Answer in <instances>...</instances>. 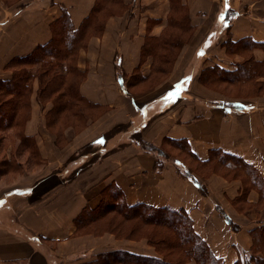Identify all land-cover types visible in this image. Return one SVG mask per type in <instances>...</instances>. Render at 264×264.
Returning <instances> with one entry per match:
<instances>
[{"label": "crops", "instance_id": "crops-1", "mask_svg": "<svg viewBox=\"0 0 264 264\" xmlns=\"http://www.w3.org/2000/svg\"><path fill=\"white\" fill-rule=\"evenodd\" d=\"M138 1L152 7L144 14L157 21L151 33L158 35L166 22L168 0ZM227 1L238 12L229 21L228 32L217 41H201L194 55L179 56L166 81L133 95L125 94L116 78L123 76L124 85L138 67L143 76L148 75L146 65H141L147 18L131 17L128 12L109 17L101 36L90 37L76 58L77 68L84 73L79 94L103 111L77 131L72 126L63 128L60 140L46 124L52 103H32L24 134L34 139L40 160L26 175L13 179L16 186L6 189L5 175L0 176V264H83L100 252L116 249L156 256L145 241L116 240L108 233L75 234L74 218L86 206L97 207L102 192L111 185L121 189L129 205L186 210L195 232L223 264H234L240 254L249 252V232L259 223L255 216L239 214L230 205L242 190L239 181L197 177L206 187V195H201L192 181L178 174L172 157L145 151L132 140L160 147L165 138L186 139L199 160L219 149L243 158L264 178V96L230 99L197 81L206 67L231 71L243 61L241 54L227 51L225 42L251 39L264 44V0ZM94 2L22 0L21 5L7 8L0 0V80L11 77L6 64L13 57L25 56L50 40V24L61 15V7L76 27ZM195 19L190 14L194 27ZM252 56L261 62L263 48L253 47ZM33 85L35 93L36 80ZM226 101L235 103L230 114L222 105ZM99 136L102 144L96 143ZM246 201L257 203L258 193L250 190ZM228 220L239 228L232 230ZM259 220L264 224V218Z\"/></svg>", "mask_w": 264, "mask_h": 264}, {"label": "trees", "instance_id": "trees-1", "mask_svg": "<svg viewBox=\"0 0 264 264\" xmlns=\"http://www.w3.org/2000/svg\"><path fill=\"white\" fill-rule=\"evenodd\" d=\"M168 1V13L175 8L180 11L185 6L181 0ZM125 4H127L125 0H95L89 14L76 27L67 10L61 7V15L50 24V40L25 56L13 57L6 64V69L11 71V77L7 80H0V107H4L0 113V128L1 125L5 126L4 123L2 124L3 120L11 125L12 121L22 116L21 109L26 108L29 100L26 92H31L33 80H37L38 83L37 101L41 105L46 102L52 103V107L46 115V124L51 131L60 134L62 129L68 126H72L77 131L84 127L88 119L98 117L103 109H99L98 105L87 101L78 92V84L82 81L84 73L77 68L76 58L78 51L85 47L88 38H90L84 39V36L96 28L98 25L96 23L100 21L99 18L104 16L98 27L100 32L95 35L96 37L101 36L106 20L111 16L120 15L121 8H124ZM237 13L229 8L226 9L228 17H233ZM150 20L154 21V18ZM169 21L170 16L167 14L164 27L169 25ZM155 22L157 21L155 20ZM173 23L178 28H182V24H185L187 30L194 27L188 13H184L179 20L175 19ZM148 35L149 33L144 36L141 47V62L144 55L153 57V53L144 51L146 47L152 48V44L148 43V38L162 43L161 37ZM225 43L227 51L241 54L244 57L243 61L231 71L224 70L217 65L204 68L198 75L201 84L208 87H213L218 83L245 84L251 80L256 82L259 77L264 75V59L261 62H256L252 56L253 47L259 45L264 50V44L254 43L251 39ZM152 65H154V60ZM157 72H161V70H157ZM122 77L117 75L116 79L125 94L133 95L153 88L147 84L145 89L140 90V86L148 82L151 74L143 76L139 67L134 70L124 85ZM256 84L260 89L264 86L263 81L256 82ZM222 105L225 106L226 114H230L232 107H235L234 102L228 101ZM19 136L20 141L22 139L30 141V148H34L32 159L36 157L39 163L40 159L34 139L25 135L24 132H21ZM139 144L145 151H154L159 156L163 155L159 151L164 152L166 149V153L174 154L175 150L176 154L172 158L179 166L178 174L183 178L190 179L201 195L207 193L205 184L198 180V176L194 175V171L181 156L197 163L196 166L207 167L211 172L222 168L226 171L223 175L239 179L242 191L241 197L235 203H246V197L250 190L258 193V202L264 201V178L255 166L239 156L219 149H212L206 160H199L192 152L186 139L165 138L160 147L140 141ZM16 164L17 169L20 170L21 163L17 161ZM5 165V158H1L0 176L6 174ZM111 212L118 213L122 219L135 220L144 225L143 227L146 228L143 229L145 231L143 236L155 248L156 256H143L116 249L100 252L96 255L95 260L83 264H187L190 261L195 264H223V259L216 257L205 240L195 232L192 219L186 210L156 207L145 203L129 205L124 201L122 191L116 185L104 189L97 207L92 209L86 206L74 218L75 234L93 233L97 235V223L105 220L104 218ZM228 223L231 224L229 220ZM257 224L249 232L252 236L249 252L240 254L234 264H264V252L261 253L262 247H264V224L263 222H257ZM107 226V229L103 231L111 232L119 237V229L115 224ZM136 227V223H133L131 228ZM125 233L123 238H140L132 230Z\"/></svg>", "mask_w": 264, "mask_h": 264}, {"label": "rangeland", "instance_id": "rangeland-1", "mask_svg": "<svg viewBox=\"0 0 264 264\" xmlns=\"http://www.w3.org/2000/svg\"><path fill=\"white\" fill-rule=\"evenodd\" d=\"M1 1L7 8H14L22 4V0H1ZM181 2L184 3L185 6L182 7L180 11L177 8H175L174 10H171L169 12L170 14L168 13L169 1L167 2L168 6L166 7L165 13H166V16L167 14L170 16L169 25L167 27H164L165 24L161 25L162 27L158 29V32H159L158 35H154L153 33H151L152 28L154 27L155 24H157L156 22L154 23L155 19L154 21H152L148 18L149 17L148 14H144V12L147 9L152 8L151 6L147 4L142 5L139 3V1L137 2V0H131L129 3L124 5V8H121L120 15H123L126 12H128L131 17H138L139 19H142V18L144 19V17L146 16L147 22L145 25V28H146L145 36H147V34L149 33L148 36L161 37L160 41H162L161 43L156 40H152V39L150 40L148 38V43L150 42V44H152L151 45L152 48L148 49L149 47L148 48L146 47V50L144 48V51L147 53H153V57L151 55L150 56L144 55L145 58L144 57L142 58L143 60L141 62V65L143 64L146 65L148 69V74L150 73L151 77L147 83H144L140 86V90L145 89L147 84L148 86H153L154 88L155 86L166 81L171 75L173 69L175 68V64L179 56H182V54L183 55L186 54L188 55V57L189 55H194L195 48L199 47V43H201V41L207 40V42L208 41L214 42V41H217L219 38H221L222 32L224 34L228 32L229 21L232 20L231 19L232 17H228V14H226V9H225L226 1L225 0H181ZM227 8H229L230 10H233L230 7V4H228V1H227ZM184 13H188L189 16L190 14L195 16L196 27H193L187 30L185 24H182V28H178L173 25L174 24L173 21L175 19L179 20L183 16ZM114 16H119V15H114ZM221 16H223V19H220ZM103 18L104 16H101L99 18L100 21L96 23V25L97 24L98 25L96 26L94 30L87 32L86 35L84 34L85 35L84 39H87L88 37H96L95 35L99 34L100 29L98 27L101 24V21L103 20ZM82 37H83V34H82ZM205 46H207V44L206 45L204 44V46L201 48H204ZM197 51L200 52V50H197ZM196 54L198 53L196 52ZM188 57H186L185 61L183 58L182 64L187 62ZM152 59L154 60V65H152L153 63ZM118 62L120 63L119 59H118ZM153 69L155 70L153 71ZM157 70L159 71L161 70V72H157ZM185 72L186 71H184L183 73ZM178 76H174L173 80H176ZM260 78H264V75L262 77H259L258 79ZM258 79L256 80V82L262 81ZM34 81L35 80H33V82ZM197 81L198 83H200L198 80V76H197ZM33 82H32V88L30 89L31 92L30 93L26 92L29 100L27 101L26 108L21 109L22 116L12 121L11 125H8L6 121L3 120L2 124L4 123L5 126L2 127L1 125V128H0V160L1 158H5V161H6V165L4 167L6 174H5V177L3 178V179H6L5 180L6 184L4 183L5 188L16 186V183L13 182V179L16 177L18 178L20 176L22 177L26 175L27 172H29L35 167L34 163L36 162L38 163V160L36 157L35 158L33 157L32 159L34 148H30L31 146L30 141L24 140V139L20 141V136H19L21 132H24V125L30 116V112L32 109V103L36 101L40 106H44V104L41 105V103L37 101V94H36L37 89L35 90V93H34ZM256 82L255 80H251V81L246 82L245 84H233V85L225 84V83H218L214 85L213 87H208L201 83L200 84L207 87L211 91H214L224 97H227L230 99H240V100L245 101L247 99H253V98L264 96V86L262 89H260L258 85L256 84ZM263 83H264V80H263ZM169 86H170V83H168L166 87H169ZM37 88H38V83H37ZM180 89L185 90V87H181ZM178 93H179L178 95L181 96L182 92L181 93L178 92ZM219 104L220 103H217V105ZM2 109H4V107L3 108L0 107V113ZM57 136H58V139L60 140L61 136L59 134H57ZM96 139L97 141H102L103 143V136H99ZM132 140L134 141V143L139 144L138 139L132 138ZM102 143H97V144H102ZM100 152L101 153L103 152L102 149H100ZM159 152L160 154H163V156L165 157H173L176 154L175 150H174V154H172L171 152H170L171 154L166 153V149L164 150V152L162 151H159ZM181 158L184 159L186 163H188L190 168L194 171L195 175L198 176V178L202 179V181L207 180L211 175H216L227 182L236 180L241 183L239 179L230 178L226 175H223L226 173V171L222 168H219V170L216 172H211L210 169H208L207 167L196 166L197 163L187 160L184 156H181ZM17 161L21 163L20 170H18L16 167ZM36 167L38 166L36 165ZM241 191L242 190L238 192V195L235 197L236 198L235 200L233 199L232 201H230L231 207L237 213L243 214L246 217L251 216L252 218H254L255 216L256 217L255 222L256 223L259 222L260 221L259 219L264 218V201L258 202L257 204L248 203L247 201L246 203H241V202L235 203V201L239 197H241ZM214 198L216 197L214 196ZM106 217L104 218L105 220H102L99 223H97L96 225V228L98 229L97 235L96 234L94 235L93 233H87V234H92L94 236H102L108 233V234H111L116 240H127V241H134V242L145 241L146 244L150 246L155 252V248L151 245V243L147 240V238L143 236L145 232L143 229L146 228V227H143L144 225H141L135 220L122 219V217L116 212H111ZM133 223H136L137 225L136 228H131ZM108 224L116 225L117 229H119L118 230L119 237H117L115 234L111 232L103 231L107 229ZM230 225H232V230H236V228L237 229L239 228L238 225H234L233 223H231ZM151 228L153 227L151 226ZM129 230H132L135 234H138L140 238H137V239L123 238V235L126 234L125 232ZM77 235H85V234H77ZM249 238L252 243V236L250 235V233H249ZM263 252H264V247H262V250H261L262 254Z\"/></svg>", "mask_w": 264, "mask_h": 264}, {"label": "snow or ice", "instance_id": "snow-or-ice-1", "mask_svg": "<svg viewBox=\"0 0 264 264\" xmlns=\"http://www.w3.org/2000/svg\"><path fill=\"white\" fill-rule=\"evenodd\" d=\"M225 9H227V0H226V4H225ZM220 19H223V16H221ZM174 95H175V93H169V97H172ZM97 143H102V141H97Z\"/></svg>", "mask_w": 264, "mask_h": 264}, {"label": "bare ground", "instance_id": "bare-ground-1", "mask_svg": "<svg viewBox=\"0 0 264 264\" xmlns=\"http://www.w3.org/2000/svg\"><path fill=\"white\" fill-rule=\"evenodd\" d=\"M177 79H178V78H177ZM177 79H176V80H177ZM176 80H174V81H176ZM174 81H173V82H174Z\"/></svg>", "mask_w": 264, "mask_h": 264}]
</instances>
